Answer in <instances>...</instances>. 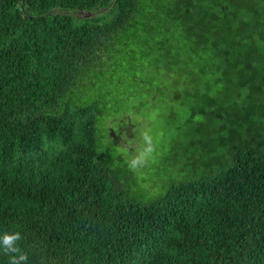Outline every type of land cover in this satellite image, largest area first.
Wrapping results in <instances>:
<instances>
[{
  "label": "trees",
  "instance_id": "obj_1",
  "mask_svg": "<svg viewBox=\"0 0 264 264\" xmlns=\"http://www.w3.org/2000/svg\"><path fill=\"white\" fill-rule=\"evenodd\" d=\"M148 39L221 154L146 202L97 125L100 77ZM17 230L28 264H264V0H0V232Z\"/></svg>",
  "mask_w": 264,
  "mask_h": 264
},
{
  "label": "rangeland",
  "instance_id": "obj_2",
  "mask_svg": "<svg viewBox=\"0 0 264 264\" xmlns=\"http://www.w3.org/2000/svg\"><path fill=\"white\" fill-rule=\"evenodd\" d=\"M154 42L148 39L143 52L136 50L134 61L130 60L131 53L123 52L124 61L119 65L120 72L113 76L115 81L110 80V74L100 77L101 95L107 102L100 105L97 125L100 151L113 161L123 160L124 166H128L127 155L119 150L128 146L124 136L136 139L140 129L151 128L155 143L151 161L138 171L129 169L133 174L130 198L146 202L164 192L162 186L172 183L171 179L191 180L192 163L196 162L198 172L203 173L204 165L196 161L200 155H206L205 159L214 165L221 154L218 149L214 151L213 143H207L213 128L208 131L201 127L204 116L198 114L192 119L194 108L181 104L180 97L190 95L165 88L164 71L149 67L148 60L156 57ZM117 115L118 130L111 128L109 121V117Z\"/></svg>",
  "mask_w": 264,
  "mask_h": 264
},
{
  "label": "clouds",
  "instance_id": "obj_3",
  "mask_svg": "<svg viewBox=\"0 0 264 264\" xmlns=\"http://www.w3.org/2000/svg\"><path fill=\"white\" fill-rule=\"evenodd\" d=\"M135 120L136 118L133 117ZM119 115L109 117L111 128L117 129L119 126ZM127 147L120 148L121 152L127 155V164L130 170L138 171L147 167L155 151L154 137L151 128L140 129L136 139H129L124 136ZM23 239L21 231L0 232V250L10 255V264H28L29 255L22 251L19 242Z\"/></svg>",
  "mask_w": 264,
  "mask_h": 264
}]
</instances>
